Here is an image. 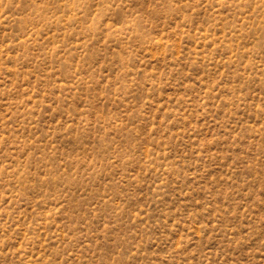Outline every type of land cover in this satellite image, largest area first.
<instances>
[{
    "label": "rangeland",
    "instance_id": "374dc122",
    "mask_svg": "<svg viewBox=\"0 0 264 264\" xmlns=\"http://www.w3.org/2000/svg\"><path fill=\"white\" fill-rule=\"evenodd\" d=\"M0 264H264V0H0Z\"/></svg>",
    "mask_w": 264,
    "mask_h": 264
}]
</instances>
